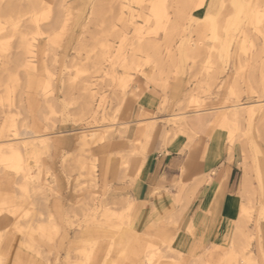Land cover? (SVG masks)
Here are the masks:
<instances>
[{
    "label": "rangeland",
    "instance_id": "obj_1",
    "mask_svg": "<svg viewBox=\"0 0 264 264\" xmlns=\"http://www.w3.org/2000/svg\"><path fill=\"white\" fill-rule=\"evenodd\" d=\"M221 2L0 0V264H264V10ZM215 134L227 165L201 219L187 173L135 230L121 193L151 148Z\"/></svg>",
    "mask_w": 264,
    "mask_h": 264
},
{
    "label": "crops",
    "instance_id": "obj_2",
    "mask_svg": "<svg viewBox=\"0 0 264 264\" xmlns=\"http://www.w3.org/2000/svg\"><path fill=\"white\" fill-rule=\"evenodd\" d=\"M153 102V97L147 99L146 96H143L139 100L138 107L151 108ZM226 165L222 144L216 134L206 148L196 149L192 152L181 149L180 144L176 142L165 149L157 142L145 156L137 178L128 186L126 185L124 192L121 193V197L128 198L131 203L130 218L134 229L142 232L150 223L166 218L170 206L167 190H171L177 178L185 177L187 173L189 178L197 177L191 184L192 187L197 188L198 196L191 202L190 209L195 208V215H199L201 219V214L205 213L208 207L213 204V196L223 186L222 172ZM230 167V171L225 174L224 188H226V192L221 204L227 206L225 216L232 218L238 203L234 202V196L229 195V191L235 184L236 174L234 163H231ZM206 174H209V182L203 178ZM230 212L233 213L230 214ZM194 233L201 238V242L210 246L219 244L223 236L226 237L232 232ZM189 237V232H180L177 236L183 251H186L192 243Z\"/></svg>",
    "mask_w": 264,
    "mask_h": 264
},
{
    "label": "bare ground",
    "instance_id": "obj_3",
    "mask_svg": "<svg viewBox=\"0 0 264 264\" xmlns=\"http://www.w3.org/2000/svg\"><path fill=\"white\" fill-rule=\"evenodd\" d=\"M228 4H229L228 6L230 8H227V6L225 5V0H222V2L220 4V6L222 7L221 8V13H220L221 16H223L222 9L224 10L225 13H229L230 9H232V10H234V13L235 12H237V13L238 12L245 13V18L246 19H250V20L256 19L257 20L258 17L260 16L259 14H260L261 10H264V0H229V3ZM220 15L218 14V17H220ZM206 16H209L208 19H207V23H209V22H212L213 23V21L215 20V18L213 19V17H211L209 14L206 15ZM210 24L211 23H209V25ZM225 37H228V36L226 35V36H224V38ZM231 39H234V38L231 37ZM234 42H236V41H234ZM223 44H231V41L230 40H225ZM227 51H228V49H227ZM92 137H94V136L92 135Z\"/></svg>",
    "mask_w": 264,
    "mask_h": 264
}]
</instances>
